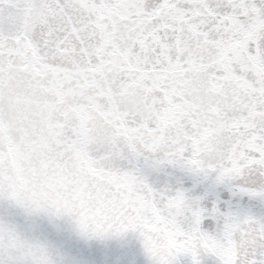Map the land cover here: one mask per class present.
Returning a JSON list of instances; mask_svg holds the SVG:
<instances>
[{"label": "snow or ice", "instance_id": "obj_1", "mask_svg": "<svg viewBox=\"0 0 264 264\" xmlns=\"http://www.w3.org/2000/svg\"><path fill=\"white\" fill-rule=\"evenodd\" d=\"M254 202L264 0H0V264H264Z\"/></svg>", "mask_w": 264, "mask_h": 264}, {"label": "water", "instance_id": "obj_2", "mask_svg": "<svg viewBox=\"0 0 264 264\" xmlns=\"http://www.w3.org/2000/svg\"><path fill=\"white\" fill-rule=\"evenodd\" d=\"M247 197L244 198L245 201H247ZM252 210L256 213H264V205L260 204L259 202H254L252 206ZM207 264H212V261L209 260Z\"/></svg>", "mask_w": 264, "mask_h": 264}]
</instances>
